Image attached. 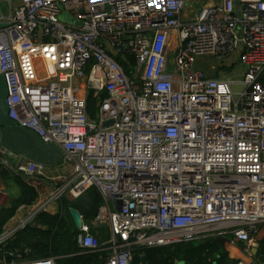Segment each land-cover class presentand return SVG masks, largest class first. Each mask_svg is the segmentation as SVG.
Listing matches in <instances>:
<instances>
[{
  "label": "built area",
  "instance_id": "obj_1",
  "mask_svg": "<svg viewBox=\"0 0 264 264\" xmlns=\"http://www.w3.org/2000/svg\"><path fill=\"white\" fill-rule=\"evenodd\" d=\"M187 1L20 0L0 12L9 117L59 147L70 168L56 183L49 166L16 167L18 155L0 144V170L50 186L0 231V247L38 213L96 189L99 213L75 240L104 253L101 264L211 237L253 258L264 225V0H218L194 13ZM201 56L226 67L239 59L243 79L210 76L196 68ZM104 225L101 240L92 227ZM30 252L11 250L0 264H58Z\"/></svg>",
  "mask_w": 264,
  "mask_h": 264
},
{
  "label": "trees",
  "instance_id": "obj_2",
  "mask_svg": "<svg viewBox=\"0 0 264 264\" xmlns=\"http://www.w3.org/2000/svg\"><path fill=\"white\" fill-rule=\"evenodd\" d=\"M16 178L23 190L20 203L26 205L25 212H28L29 205L41 192L45 193L46 188L33 186L31 181L21 177ZM16 207L0 216V229L14 214ZM78 232L70 213L67 219L61 213L42 211L37 214L32 225L21 230L5 246L0 247V261L5 256L11 260V250L30 247L32 258L53 256L58 264H101L102 253L83 252L78 246L75 240ZM229 252L231 251L227 250L218 238L211 237L173 246L138 248L133 264H238L240 257L235 256L236 259L231 263ZM257 258L264 264V239L261 241Z\"/></svg>",
  "mask_w": 264,
  "mask_h": 264
},
{
  "label": "water",
  "instance_id": "obj_3",
  "mask_svg": "<svg viewBox=\"0 0 264 264\" xmlns=\"http://www.w3.org/2000/svg\"><path fill=\"white\" fill-rule=\"evenodd\" d=\"M10 1L9 12L12 11V0ZM7 85L3 74H0V144L18 155L15 166L18 167L22 161L29 160L45 166H57L62 162V151L59 147L45 142L33 130L15 125L9 117V110L6 103ZM112 122L106 123L107 125ZM4 176L12 175L7 167L0 170ZM101 195L96 189L89 190L71 203L70 215L78 229L83 227L84 221H91L99 213ZM122 201H118V208ZM108 227V225H105ZM223 245H228L227 239H220ZM259 245L252 250L253 258H249L247 264H263L257 258Z\"/></svg>",
  "mask_w": 264,
  "mask_h": 264
},
{
  "label": "rangeland",
  "instance_id": "obj_4",
  "mask_svg": "<svg viewBox=\"0 0 264 264\" xmlns=\"http://www.w3.org/2000/svg\"><path fill=\"white\" fill-rule=\"evenodd\" d=\"M20 0H12V5L16 6L19 3ZM218 0H188L186 3V10L188 13H194L198 11L202 5L212 3V2H217ZM9 6H10V1L9 0H0V12L8 13L9 12ZM230 67L224 66L222 63H220L216 58L211 57V56H201L197 58L196 61V68H200L204 70L207 74L211 75L214 77L213 74H215V77L218 78H225L228 80H242L243 79V74L245 73L247 67L239 62V59L232 60L230 63ZM232 89L234 92H240L243 89L242 85L238 84H233ZM92 96V95H90ZM90 112L94 116L95 112L97 111V101L93 97L90 98ZM17 180V179H16ZM50 188V186H48ZM47 187L46 192L42 195H45L46 193L48 194L50 189ZM46 194V195H47ZM22 196H23V190H22ZM41 196V195H40ZM39 197V196H38ZM72 200L69 196L65 197L62 201V203H57L55 204L57 210L61 212V214L65 218H69V205L71 204ZM103 237V236H102ZM222 244V243H221ZM223 245V244H222ZM224 247L227 248V250L231 251L229 252L230 256V261L233 263V261L236 259L235 256L240 257L238 264L241 261L247 262L249 261L244 254H242L240 251L233 249L229 245H223Z\"/></svg>",
  "mask_w": 264,
  "mask_h": 264
},
{
  "label": "crops",
  "instance_id": "obj_5",
  "mask_svg": "<svg viewBox=\"0 0 264 264\" xmlns=\"http://www.w3.org/2000/svg\"><path fill=\"white\" fill-rule=\"evenodd\" d=\"M213 75L215 77V74H213ZM69 172H70V168L64 166L63 164L48 167V169H47L48 176L52 177L56 183L63 182L65 180V178L69 175ZM16 177H18V176H15V175L4 176V175L0 174V216L7 214L8 212L13 211L15 206H17L16 210L14 211V214L5 222V224L2 226L0 231L11 227L19 219L23 218L28 213V212H25V207L20 208L21 206H23L25 204L20 203V199L22 197V188L19 185L18 181L16 180L17 179ZM28 181H30V180H28ZM31 182H32L33 186H35V185L36 186H43L42 184L37 183L35 181H31ZM40 195H42V194L40 193ZM36 199H38V197H36ZM55 204H57V203H55ZM55 204H53L51 206V208L48 210L49 213H51V214L61 213L59 210L55 209L56 208ZM92 232L97 237H99L101 240H106L110 236V231H109L108 227H106L105 225L104 226H98V227H92ZM260 236H261V241H262L264 239V225L262 226ZM261 241L259 244V250H260ZM17 249H19V248H17ZM26 249L31 250L30 247H26ZM19 250H22V249H19ZM100 253H102V252H100ZM30 255L31 254L29 253L28 255H26V257L29 259H34V258L30 257ZM103 256H104V253H102V257Z\"/></svg>",
  "mask_w": 264,
  "mask_h": 264
}]
</instances>
